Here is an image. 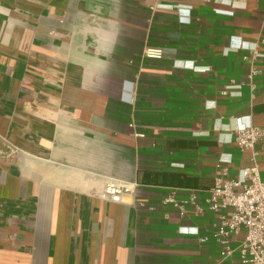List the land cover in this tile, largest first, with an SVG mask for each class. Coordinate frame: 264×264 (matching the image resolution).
<instances>
[{"label": "crops", "instance_id": "crops-1", "mask_svg": "<svg viewBox=\"0 0 264 264\" xmlns=\"http://www.w3.org/2000/svg\"><path fill=\"white\" fill-rule=\"evenodd\" d=\"M246 125L264 0H0V264H238L207 198L254 162L264 181Z\"/></svg>", "mask_w": 264, "mask_h": 264}, {"label": "built area", "instance_id": "built-area-1", "mask_svg": "<svg viewBox=\"0 0 264 264\" xmlns=\"http://www.w3.org/2000/svg\"><path fill=\"white\" fill-rule=\"evenodd\" d=\"M232 14V11H221ZM255 45L250 50L255 51ZM246 46L237 45L234 51ZM235 142L242 150L253 149L259 141H264V126L246 125L234 129ZM219 164L227 163V159H219ZM131 192L125 183L117 180H108L102 191V196L112 201H121L124 194ZM171 197L166 198L170 202ZM209 208L213 212L223 211L216 235L223 245L222 256L229 255L232 250L229 239L232 234L244 231L243 239L238 245V264H264V181L259 177V169L254 162L249 167L240 169L236 179L221 181L216 178L209 188L207 198ZM187 203L200 211L195 190L189 192ZM182 207V206H181Z\"/></svg>", "mask_w": 264, "mask_h": 264}]
</instances>
